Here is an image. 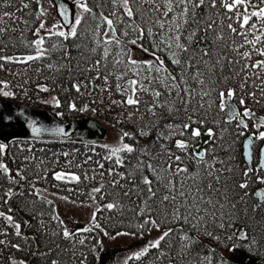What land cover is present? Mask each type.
<instances>
[{
	"label": "snow or ice",
	"instance_id": "6c2138e0",
	"mask_svg": "<svg viewBox=\"0 0 264 264\" xmlns=\"http://www.w3.org/2000/svg\"><path fill=\"white\" fill-rule=\"evenodd\" d=\"M5 3H9V0H5ZM36 3L39 4V0H36ZM49 3H52V0H49ZM111 3L112 10L105 15L103 11L98 10L101 7L99 3L90 6L89 0H75L78 11L70 19L68 8L57 0L54 6L58 7L64 23H58L52 28H46L44 22L39 24L33 33L36 39L28 42V47L32 48L35 54L15 59L0 56V60L30 65L32 62L51 61L52 54L59 52V58L68 62L72 59L71 49H76L84 55L80 41L89 32L92 33L94 46L88 51L89 54H95L96 58L91 62L86 60V66L81 69L86 74V83H74L75 91L81 93L82 88L91 87L93 90L99 88L101 92H111L114 88L122 99L113 100L112 103L132 108L133 111L128 113L129 119H143L146 115L155 118L140 129V136L149 135L153 127L158 129L154 143H159L160 151L156 155L146 147L138 148L135 144L124 143V138L134 139L130 132H123L117 145H105L108 155L104 159L112 163V167L105 171L113 177L112 186L118 185L124 190L123 195H134L140 200V204L144 205L138 213L145 217L139 225L140 229H155L160 233L139 251L126 257L123 264H128L129 260L142 259H151L152 264H157L158 261L163 264L164 260L174 264L173 253L170 251L173 248L174 235L182 242L177 255L183 258L201 246L202 228L204 235L219 240L220 237L213 236L207 230L208 224L219 221L218 226L223 229L224 219L228 217V226L233 227V216L238 217V213L225 210L226 204L230 209L237 208V202L229 196L231 189L228 179L224 177V172H232V169L223 166L224 161L215 155L214 149L198 147L202 134L212 139L217 136L211 127L204 128L214 106L217 115L227 114L228 119L224 121L226 124L236 121L237 128L247 130L246 121L252 120L256 129L247 141L249 153L241 177L239 181H236L235 177L232 178L234 188L239 190V200L245 201L246 197L252 195L249 184L253 178L256 183L264 185V175H261L264 173V149L261 150L256 166H251V146L254 140L264 141V131H260L264 128V117H257L253 110L247 107L245 100V96L251 97L257 104L264 100V0H111ZM22 7L28 8L29 4L22 3ZM220 12L223 16L218 21L216 16ZM45 14L41 5L40 15ZM4 15L10 16L8 12ZM224 19L229 23L224 25ZM89 20L93 21L94 25L84 27ZM65 25L70 27L64 30ZM41 30L46 35H41ZM5 31L7 29L0 28V33ZM128 45L139 48L152 59H134L132 48ZM236 65H239V68H236ZM46 66L50 70L54 67L51 62ZM66 66L61 64L57 70ZM2 67L0 64V68ZM76 67H80L79 63ZM226 67L227 74L224 73ZM236 78L240 81L238 86L224 87ZM97 80H100L102 85H95L94 81ZM249 80L252 81L251 85ZM249 88L252 90L249 91ZM41 90L47 92L48 88L43 87ZM257 91L260 93L259 99ZM3 95L9 96L11 93L4 92ZM143 96H148L149 99L145 101ZM55 103L57 107L60 106L59 100ZM241 107L242 112L238 110ZM69 109L88 110L87 106L77 108L74 102L69 104ZM180 113H183L184 118L180 123H176V117ZM0 119L10 120L11 117L2 116ZM167 119L171 122L157 126L156 121ZM212 123L219 125L216 117L212 118ZM30 126L35 136L41 134V128L36 127L34 122ZM52 134L66 135L60 128L52 130ZM238 135L242 136L244 132L241 131ZM136 143L138 144V141ZM6 148L7 145L0 143V153ZM134 153L136 155H133ZM64 155L67 156L68 153ZM188 162H193L192 169L189 168ZM96 163L100 169H104L103 163ZM0 171L7 174L10 180L13 179L6 165L0 164ZM55 179L80 182V176L71 174L69 180V174L63 172L56 173ZM102 189L103 185L93 188L92 192L101 193ZM6 195L11 197L13 193L9 191ZM254 198L257 203L253 210L264 213V188L258 189ZM104 207L112 210L117 204L107 203ZM0 217L13 225L16 236H21V226L14 223L11 215L0 212ZM52 219L63 224L56 215L52 216ZM95 221L96 216L93 214L94 227L103 231ZM91 231L92 228L85 227L69 232L65 227L60 235L74 243L81 232ZM104 234L108 235L107 232ZM117 235L135 236L136 233ZM233 238L248 241L249 245L234 243L229 251H234L237 247L250 251V244L256 242L254 236H250L247 224L237 226L228 236L230 240ZM79 242L83 244L84 240ZM0 244L6 245L7 242L0 240ZM11 247L19 250L20 246L12 244ZM197 255L200 256V253L197 252ZM212 262V255L200 256V264ZM10 264L17 262L11 261ZM19 264H24V261H19ZM52 264L58 262L53 260ZM188 264H191V261H188ZM218 264H228V261L219 257Z\"/></svg>",
	"mask_w": 264,
	"mask_h": 264
},
{
	"label": "trees",
	"instance_id": "16d2710c",
	"mask_svg": "<svg viewBox=\"0 0 264 264\" xmlns=\"http://www.w3.org/2000/svg\"><path fill=\"white\" fill-rule=\"evenodd\" d=\"M22 3H28L29 7L23 8ZM44 3V0H39V4L36 3V0H9V3L6 4L5 0H0V28L7 29V31L0 33V56L15 59L16 57L35 54L34 50L28 47V42L36 39L33 33L38 29L41 22L45 23L46 28L49 27L46 20L47 13L43 16L40 15V6H43ZM72 3L76 11L75 0H72ZM97 3L101 5L98 10L103 11L105 15L112 10L111 0H89L90 6ZM215 11L212 10V12ZM5 12H8L10 16H5ZM222 16L223 13L220 12L216 19L219 21ZM57 23L61 22L57 21ZM223 23L226 25L229 21L224 19ZM89 24L94 25V22L86 21L84 27ZM224 31L227 34L226 28ZM41 35H46V33L41 30ZM80 43L84 55L82 56L76 49H71L72 59L68 62L59 58L61 56L59 52L52 54L51 61L32 62L30 65L0 60V64L3 65L0 68V100L12 108L26 107L42 117H46L48 113H53L66 121L95 119L107 129L108 134L112 133L121 138L123 132H130L134 139L124 138V143L135 144L138 148L146 147L149 152L156 155L160 151L159 143H154L158 129L156 127L151 128L150 134L147 136H140L139 134L140 129L145 124H150L151 121L155 120L154 117L146 115L143 119H136L135 117L129 119L128 113L133 111L132 108H125L112 103L113 100L122 99L114 88L111 92H101L99 88L93 90L91 87L82 88V94L75 91L74 83H86V74L81 71L86 66V60L91 62L96 58L95 54H89L88 51L94 46L91 32ZM147 46L151 47V45ZM128 47L132 48V51L135 48L131 45ZM146 55L143 60L152 59L150 55ZM256 58L258 57H254V59ZM49 62L54 65L51 70L46 66ZM77 63L80 65L79 68L76 67ZM61 64L67 66L57 70ZM235 67L239 68V65ZM224 73H228L227 67L224 69ZM129 77H131V73H129ZM239 82V78H236L231 83H226L224 87L238 86ZM114 83L115 81H113ZM248 83L251 85L252 81L249 80ZM94 84L102 85V82L97 80L94 81ZM43 87H47L48 91H42ZM237 90L239 91V88ZM248 90L251 91L252 89L249 88ZM4 92H9L11 95L4 96ZM214 96L215 93H213ZM257 98H260L259 91H257ZM142 99L147 101L149 97L143 96ZM56 100L60 102L59 107L56 106ZM245 100L247 107L251 108L257 116L264 117V100H261L259 104L248 96H245ZM72 102L77 105V108L87 106L88 110L71 111L69 104ZM238 110L242 112L243 108ZM213 117H216L219 125L212 123ZM183 118V113H180L175 122L180 123ZM227 119L226 113L217 115L214 106L204 128L211 127L217 136L215 139L209 138L202 144V134L198 147L203 145V147L214 149L215 155L224 161L223 166L232 169V172L225 171L224 177L228 179V186L231 189L229 196L237 202V208L235 210L230 209L226 204L225 210L230 213H238V217L233 216V227L228 226V217L224 219L225 227L223 229L218 226L219 221L208 224L207 230L213 236L220 237L219 240L204 235L202 228L201 246L183 258L177 255L180 252L182 242L178 236L174 235L173 248L170 249L173 253L174 264H188V261H191V264H200V256L203 255H212V264H218L219 257H223L224 260L228 261V264H264V213L253 210V206L257 203L254 194L257 189L264 188V185L256 183L253 178L249 184L252 195L246 197L245 201H240L239 190L234 188L232 179L235 177V180L239 181L241 177L246 163L243 154L244 141L248 136L253 135L256 129L252 120L246 121L248 129L245 130L237 128L236 121L226 124L224 121ZM169 122H171L170 119L159 120L156 121V124L159 127ZM241 131L244 132L242 136L238 135ZM260 131H264V128ZM19 136L20 131L17 129L0 130V143L7 145L6 150L0 153V164L6 165L13 177L10 180L7 174L0 171V212L11 215L14 223H19L21 226V236H16L13 225L8 224L3 217H0V240L7 242L6 245L0 244V264H10L11 261H16L17 264L19 261H24V264H52L53 260L57 261L58 264H99L100 256L105 253L100 233L94 229L87 233L81 232L75 238L74 243L64 239L60 233L65 225L64 223L61 225L57 220L52 219V216L56 215L60 221H63L49 196L66 198L78 206L93 205L96 216L95 222L101 226L103 233H108L106 236L109 238L118 236V233H136L134 237L142 239L155 235V229L148 231L139 228L145 217L138 213L144 205H141L140 200L134 195L131 197L123 195L124 190L118 185L113 187L111 184L113 177L105 171L112 167V163L104 159L108 155L105 145L109 146L108 142L111 141L109 135L104 144L30 141L21 140ZM176 138L179 139L180 137ZM263 142L256 140L253 146L251 165L253 167L259 161L260 148ZM64 153H68V155L65 156ZM89 157H91L90 160ZM85 161L88 162L85 163ZM97 161L104 164V169L98 167ZM188 166L192 169L194 167L193 162H188ZM217 167L222 166L217 165ZM118 171L123 172L125 169H118ZM18 172L19 175H17ZM59 172L69 174V180L71 174L78 175L80 182L58 181L55 179V174ZM101 172L104 174L101 175ZM116 178L119 179V177ZM101 185H103L101 193L92 192L93 188L101 187ZM9 191L13 193L11 197L6 195ZM161 194H163L162 191ZM107 203H116L117 207L108 210L104 207ZM91 224L94 225L92 221ZM241 224L248 225L250 236H254L256 242L250 244V251L241 247L229 251L234 243L249 245L248 241L235 240V238L228 239V236ZM85 227L87 226L82 228ZM77 230L79 229H75L73 232ZM81 239L84 240L83 244L79 242ZM12 244H18L19 250L11 247ZM197 252L200 253V256L197 255ZM229 252L230 256H227ZM246 257L249 259L246 260ZM128 264H152V260H129ZM157 264L160 262L158 261ZM163 264H169V261L164 260Z\"/></svg>",
	"mask_w": 264,
	"mask_h": 264
},
{
	"label": "water",
	"instance_id": "95a60500",
	"mask_svg": "<svg viewBox=\"0 0 264 264\" xmlns=\"http://www.w3.org/2000/svg\"><path fill=\"white\" fill-rule=\"evenodd\" d=\"M54 5L57 4V0H52ZM59 3L64 4L68 8L69 18H73V8L72 5L66 0H58ZM56 13L61 23L63 18L60 16L58 7L55 6ZM70 27V25H65V28ZM11 108V109H9ZM10 116V120L0 119V130L1 129H17L20 131L19 138L21 140H30V141H41V142H62V143H73V142H82L89 144H104L108 138V132L101 123L95 119H84L83 121L73 120L66 121L58 118L53 113H48L46 117L39 116L31 112L26 107H16L12 108L0 100V117ZM257 116V115H256ZM260 117V116H257ZM35 123V126L41 128V134L35 136L32 133L31 124ZM63 129L66 135H53L52 130L54 129ZM47 129L48 131H45ZM252 136H248L244 141V158L246 160L249 153V145L247 144L248 139ZM209 138L202 136V142L205 143ZM253 145L251 146L252 155H253ZM264 149V144L260 149ZM260 159V158H259ZM253 161V160H252ZM249 258L246 257V260Z\"/></svg>",
	"mask_w": 264,
	"mask_h": 264
},
{
	"label": "rangeland",
	"instance_id": "374dc122",
	"mask_svg": "<svg viewBox=\"0 0 264 264\" xmlns=\"http://www.w3.org/2000/svg\"><path fill=\"white\" fill-rule=\"evenodd\" d=\"M44 1L45 3L43 4V7L47 13L46 20L49 25L48 28H52L54 25L58 24L57 21L59 22L60 19L57 16L54 3H49V0ZM66 1L73 6L72 0ZM77 10L78 9L73 11V17ZM132 54L133 58L138 60H143L147 56L145 52L136 47L133 48ZM108 135L109 139H111V141L108 142L109 146L117 145L120 137L118 135L114 136L112 133H109ZM49 197L54 202L56 210L69 232H73L75 229L87 226L88 228H92L100 233L105 253L100 256L99 264H123L126 257L136 251H139L148 241H151L160 235L159 232L155 231V235L147 239L135 238L131 235H118L113 238H109L100 229L95 228L94 225L91 224L93 214H95L93 205L86 204L84 206H78L71 203L67 199L57 196ZM229 254L230 252L227 256H230Z\"/></svg>",
	"mask_w": 264,
	"mask_h": 264
}]
</instances>
